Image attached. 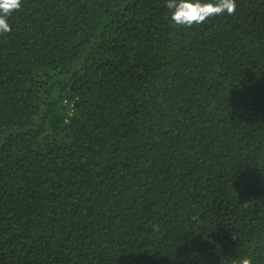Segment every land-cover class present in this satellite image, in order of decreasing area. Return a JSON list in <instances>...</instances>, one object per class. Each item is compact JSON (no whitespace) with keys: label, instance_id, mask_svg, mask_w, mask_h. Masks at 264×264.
Wrapping results in <instances>:
<instances>
[{"label":"trees","instance_id":"trees-1","mask_svg":"<svg viewBox=\"0 0 264 264\" xmlns=\"http://www.w3.org/2000/svg\"><path fill=\"white\" fill-rule=\"evenodd\" d=\"M165 3L8 17L0 264H264V0L190 28Z\"/></svg>","mask_w":264,"mask_h":264},{"label":"clouds","instance_id":"clouds-1","mask_svg":"<svg viewBox=\"0 0 264 264\" xmlns=\"http://www.w3.org/2000/svg\"><path fill=\"white\" fill-rule=\"evenodd\" d=\"M21 7V0H0V35L9 33L12 29L8 17ZM165 7L170 10V20L176 26L192 27L203 24L211 17L234 14L235 0H166ZM153 231H159L155 225ZM231 264H253L251 256H241L231 261Z\"/></svg>","mask_w":264,"mask_h":264}]
</instances>
